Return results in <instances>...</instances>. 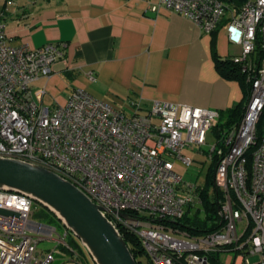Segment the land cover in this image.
I'll return each mask as SVG.
<instances>
[{"label": "built area", "instance_id": "2783aa9c", "mask_svg": "<svg viewBox=\"0 0 264 264\" xmlns=\"http://www.w3.org/2000/svg\"><path fill=\"white\" fill-rule=\"evenodd\" d=\"M155 1L153 12L184 16L207 35L224 23L229 42L240 49L231 60L252 86L245 115L209 155L212 161L219 157L221 229L192 234L167 223L202 211L199 188L183 184L176 162L193 165L185 150L207 145L221 113L154 102L145 113L136 107L128 115L84 90H76L64 105L46 106L34 98L33 85L66 60L68 44L12 45L4 11L0 158L43 167L72 183L120 232L139 239L142 264H264V131L259 135L258 129L264 113V0ZM0 209L15 214H0V264H51L57 255L68 257L61 246L71 249L72 232L62 222L59 234L34 220L32 197L0 189ZM46 239H55L57 246L42 252L38 246Z\"/></svg>", "mask_w": 264, "mask_h": 264}, {"label": "crops", "instance_id": "0c3cea01", "mask_svg": "<svg viewBox=\"0 0 264 264\" xmlns=\"http://www.w3.org/2000/svg\"><path fill=\"white\" fill-rule=\"evenodd\" d=\"M155 0H0L12 45L68 44L66 60L33 85L46 106L64 105L84 90L131 115L154 102L226 112L244 98L237 80L218 71L213 35L190 19L150 8ZM215 49L222 59L240 52L225 27ZM43 91L45 95L42 96ZM51 264H77L57 255Z\"/></svg>", "mask_w": 264, "mask_h": 264}, {"label": "water", "instance_id": "95a60500", "mask_svg": "<svg viewBox=\"0 0 264 264\" xmlns=\"http://www.w3.org/2000/svg\"><path fill=\"white\" fill-rule=\"evenodd\" d=\"M0 189L26 194L51 210L80 239L95 264H138L123 235L102 209L56 173L20 160L0 158ZM0 214L15 216L1 209Z\"/></svg>", "mask_w": 264, "mask_h": 264}, {"label": "trees", "instance_id": "16d2710c", "mask_svg": "<svg viewBox=\"0 0 264 264\" xmlns=\"http://www.w3.org/2000/svg\"><path fill=\"white\" fill-rule=\"evenodd\" d=\"M225 24L223 23L220 28L215 31L213 35L212 45L214 52V59L217 64V68L219 73L228 80H237L241 83L244 98L243 100L237 104L234 108L221 113V117L217 125L211 130V133L214 134L216 138V143L219 146L223 145L224 138L229 133V131L237 125L240 120L243 118L247 111V105L249 103L250 94H251V84L247 83L246 75L242 73L241 68L233 63L232 60L222 59L218 56L215 49V42L218 32ZM264 117V113L262 118ZM262 120V119H261ZM259 129V127H258ZM263 131L259 129V135H261ZM219 162V157L215 154L214 159L212 161V167L210 168V173L208 177V182L203 189L199 188L200 196L203 201V206L206 211V216L202 218L201 211H197L194 218H190L189 214H187L182 220L178 222L167 220L168 224H177L182 229L188 231L192 234H204L213 231L220 230L222 227L221 218L219 215V208L221 206V200L223 199L222 192L216 186L215 183V175L216 168ZM39 204V203H37ZM41 205V204H40ZM34 218H38L41 221H44L48 224H53V222L58 221L61 223V220L47 207L42 205V209L40 211L34 212ZM124 239L126 240L128 246L132 254L134 255L138 264H142L141 258H144V249L141 246V243L138 238L133 235L126 234L123 231L121 232ZM70 237V236H69ZM68 244L71 249L66 246H61L64 253L74 260L77 264H95L89 260V254L85 247H83L82 243L78 242L73 237L68 238ZM77 255V259H74V256ZM91 256V255H90ZM219 257V255H218ZM218 258H216L217 260ZM149 264V263H148ZM217 264V262H216Z\"/></svg>", "mask_w": 264, "mask_h": 264}, {"label": "rangeland", "instance_id": "374dc122", "mask_svg": "<svg viewBox=\"0 0 264 264\" xmlns=\"http://www.w3.org/2000/svg\"><path fill=\"white\" fill-rule=\"evenodd\" d=\"M259 129H261V131H264V117L262 118L261 122L259 123ZM215 143H216V138H215L214 134L210 133V137H209L207 145L200 148L199 151H198V148H196V149L191 148V149L185 150L184 154L190 155L194 160V163L191 167H186L182 163L176 162V170L183 176V182H184L183 184L185 186L192 185V186H196L200 189H203L206 186V184L208 182L210 168L212 167V164H213L212 160L209 159V155H210L211 148ZM41 209H42V205L37 204L36 211H40ZM201 210H202L201 211L202 218H204V216H206V211H205L203 205L201 207ZM196 212L197 211L191 212L189 214V217L191 219L194 218L196 215L195 214ZM33 219L40 221L43 224L50 225L52 227L57 228L59 234H62L64 232L63 231L64 228H63L62 224L59 223L58 221L53 222V224H48V223H45L44 221H41L38 218L36 219L33 217ZM72 237L74 239H76L78 242L82 243L80 241V239L77 238L73 233H71L69 240ZM56 246H57V242L55 239H46L39 244L38 249L42 252H48L49 250H53ZM83 247H85V246H83ZM87 252H88V250H87ZM88 254H89V252H88ZM216 256L218 257V254H216ZM88 258L90 261L94 262L93 258L90 256V254H89ZM221 258L224 259L225 256H221ZM253 262H254V260H253Z\"/></svg>", "mask_w": 264, "mask_h": 264}]
</instances>
